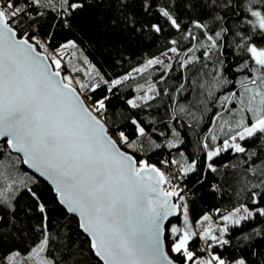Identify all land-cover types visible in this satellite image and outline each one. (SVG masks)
<instances>
[{"label": "snow or ice", "instance_id": "6c2138e0", "mask_svg": "<svg viewBox=\"0 0 264 264\" xmlns=\"http://www.w3.org/2000/svg\"><path fill=\"white\" fill-rule=\"evenodd\" d=\"M93 33L161 50L109 79L85 55ZM150 69L110 126L117 92ZM203 188L228 205L196 215ZM86 250L95 264H264V0H0V264H84Z\"/></svg>", "mask_w": 264, "mask_h": 264}, {"label": "trees", "instance_id": "16d2710c", "mask_svg": "<svg viewBox=\"0 0 264 264\" xmlns=\"http://www.w3.org/2000/svg\"><path fill=\"white\" fill-rule=\"evenodd\" d=\"M95 10L87 9L84 13V20L87 22V19ZM58 39H61L58 37ZM84 43V52L85 55L89 57V59L97 65V67L105 74L109 79L115 78L118 76H122L129 72L133 67L139 66L142 64L147 57L159 55L161 50V43L157 44H145L140 45L136 48L125 49L121 51L119 48L113 47L114 41L109 42L104 39L102 35L93 33L91 36H85ZM91 40V45H89L88 41ZM121 61L119 64L116 61ZM151 73L152 79L149 82H154L159 73L155 71V69H150L148 73H144L143 75L133 74L135 79L126 82L125 86H122L121 89L117 92V97L113 99L112 103L109 105L108 115L110 117L109 124L118 125L123 127L127 117L133 113V110H130L126 103L124 102L127 98H131L136 95L134 89L137 84H144L145 80ZM179 73L173 72L172 79L166 85L162 87H168L170 90H174V88L180 83ZM168 103L167 98H164V102L159 109V116L166 117L164 106ZM211 107V105L209 106ZM217 111L216 108H212L211 112H208L205 117L203 123L200 125L198 131H206L207 127L210 126V120L212 115ZM182 136L184 137L186 143L182 145V150H185L186 154H192L196 151V135L191 132L190 129L185 126L183 129H180ZM168 156L166 150L158 151L155 155L152 156L151 162H158L160 159ZM228 160H232L233 163H238V161L228 154L222 156L218 162H227ZM220 182L223 183V178L220 179ZM228 192H232L234 189L240 187V185L236 184L234 181L230 179L228 184L224 185ZM39 194L46 198L51 199L53 194L47 185L40 182V185L36 188ZM209 190L207 188L201 189L200 195L195 202L194 205V213L196 215L203 214L205 211H213L216 207H224L228 205L229 197L225 195L222 199L217 198L214 195L208 194ZM26 203H30L27 197L21 201V205ZM53 217H58L62 215L61 210L56 207V209L52 212ZM64 221L62 220L61 223ZM174 223H178L177 220ZM71 228L74 232H78L75 221L73 220L71 223ZM84 239L83 236L78 238V242H82ZM85 249H87V245L85 244ZM84 264H95V258L85 251V259Z\"/></svg>", "mask_w": 264, "mask_h": 264}, {"label": "water", "instance_id": "95a60500", "mask_svg": "<svg viewBox=\"0 0 264 264\" xmlns=\"http://www.w3.org/2000/svg\"><path fill=\"white\" fill-rule=\"evenodd\" d=\"M41 182L44 183L45 185L48 186V188L51 190V185H49L46 181H44L42 178H41ZM53 194V193H52ZM176 220V218H173V222Z\"/></svg>", "mask_w": 264, "mask_h": 264}, {"label": "rangeland", "instance_id": "374dc122", "mask_svg": "<svg viewBox=\"0 0 264 264\" xmlns=\"http://www.w3.org/2000/svg\"><path fill=\"white\" fill-rule=\"evenodd\" d=\"M77 75H79V74H77Z\"/></svg>", "mask_w": 264, "mask_h": 264}]
</instances>
